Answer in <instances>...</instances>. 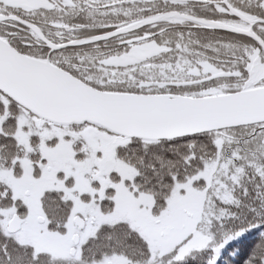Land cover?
Listing matches in <instances>:
<instances>
[{"label":"snow or ice","instance_id":"6c2138e0","mask_svg":"<svg viewBox=\"0 0 264 264\" xmlns=\"http://www.w3.org/2000/svg\"><path fill=\"white\" fill-rule=\"evenodd\" d=\"M264 264V0H0V264Z\"/></svg>","mask_w":264,"mask_h":264},{"label":"trees","instance_id":"16d2710c","mask_svg":"<svg viewBox=\"0 0 264 264\" xmlns=\"http://www.w3.org/2000/svg\"><path fill=\"white\" fill-rule=\"evenodd\" d=\"M231 255V253H227L224 257V260L222 261V264H228V256Z\"/></svg>","mask_w":264,"mask_h":264}]
</instances>
